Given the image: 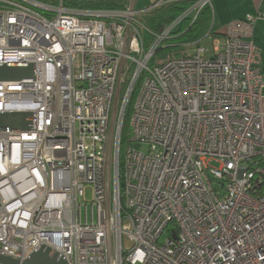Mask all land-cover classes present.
I'll return each mask as SVG.
<instances>
[{
  "label": "built area",
  "instance_id": "1",
  "mask_svg": "<svg viewBox=\"0 0 264 264\" xmlns=\"http://www.w3.org/2000/svg\"><path fill=\"white\" fill-rule=\"evenodd\" d=\"M171 1L140 14L137 0L121 11L0 0V64L37 68L34 82H0V113L32 115L29 131L0 132V255L264 264V58L253 41L264 12L229 23L212 53L198 44L153 65L213 2L195 0L152 34L142 16Z\"/></svg>",
  "mask_w": 264,
  "mask_h": 264
},
{
  "label": "trees",
  "instance_id": "2",
  "mask_svg": "<svg viewBox=\"0 0 264 264\" xmlns=\"http://www.w3.org/2000/svg\"><path fill=\"white\" fill-rule=\"evenodd\" d=\"M195 0H172L170 3L165 6L150 11L142 16V22L145 27L152 33L157 34L162 30L170 26L183 12L190 8ZM66 7L80 10H115L121 11L124 10L128 4L129 0H64ZM211 11L210 8L204 10L203 14ZM201 25L197 22L195 25L190 26V23L187 22L182 26V30L176 31L175 36L168 41L164 48H161L156 56L159 54V59L154 65H160L163 62L173 59L188 56V51L186 42H189L194 38L195 34L201 29ZM155 38L153 35L146 33L145 34V48L149 50L154 43ZM156 58V57H155ZM139 88V83L135 88L132 99L129 103V106L126 110L123 130H122V146H126V143L129 141L128 136L125 132L127 128L130 127V119L132 116L133 110V100L137 94ZM128 135V134H127Z\"/></svg>",
  "mask_w": 264,
  "mask_h": 264
},
{
  "label": "water",
  "instance_id": "3",
  "mask_svg": "<svg viewBox=\"0 0 264 264\" xmlns=\"http://www.w3.org/2000/svg\"><path fill=\"white\" fill-rule=\"evenodd\" d=\"M36 78L37 68L35 64H0V82H34ZM31 121L32 115L30 114L0 113V132L29 131ZM0 264H68V262L60 254L42 247L24 262L0 255Z\"/></svg>",
  "mask_w": 264,
  "mask_h": 264
},
{
  "label": "crops",
  "instance_id": "4",
  "mask_svg": "<svg viewBox=\"0 0 264 264\" xmlns=\"http://www.w3.org/2000/svg\"><path fill=\"white\" fill-rule=\"evenodd\" d=\"M156 0H151L154 3ZM219 1V27L217 28L215 25L209 26L202 17H211L213 15V11H209L208 13L203 14L199 23L201 25V29L198 32L207 31L208 35L206 38L213 42H219L222 44L225 40V30L226 26L236 20H240L245 18L247 15H257L258 11L264 12V3L261 4V0H218ZM150 8V7H149ZM212 8V7H211ZM210 8V9H211ZM216 13V10H215ZM261 24L259 30V36L256 37V30L258 26ZM182 30V26L178 29V31ZM195 34L194 38L189 42H186L184 45L187 47L188 54L192 53L195 49V46L198 44H202L201 41H195V43H191L192 40H196L197 34ZM205 38V39H206ZM256 39V40H255ZM254 44L263 52L264 58V20L259 21L254 30Z\"/></svg>",
  "mask_w": 264,
  "mask_h": 264
},
{
  "label": "rangeland",
  "instance_id": "5",
  "mask_svg": "<svg viewBox=\"0 0 264 264\" xmlns=\"http://www.w3.org/2000/svg\"><path fill=\"white\" fill-rule=\"evenodd\" d=\"M133 0H129V3L131 4ZM153 3L151 2V0H137V4H136V11L137 13H144V11L148 10L149 7H151ZM211 11H213V15H211V17H202V19L205 21V23H207V25L209 26H213L215 25L217 28L219 27V1L218 0H213L212 2V6H211ZM216 10V13H215ZM264 10V9H263ZM261 26V24L258 26L257 30H256V37L259 36V29ZM208 35V32L203 31V32H198L196 40H192L191 43H195V41L197 42L198 40L201 41L202 40V44L201 46L205 49L210 50V52L212 53L213 51V47H214V42L209 40L208 38H206V36ZM206 38V39H205ZM256 40V39H255ZM217 45V44H215ZM164 48V47H163ZM160 56L162 54H159ZM159 55L156 56V58L154 59V61L152 62L153 65L154 63H156L159 59ZM125 90H122V94H124ZM136 99V96H135ZM135 100H133V104H134ZM126 136H128V139L133 138V132L132 129L129 127L127 128L126 132H125ZM128 134V135H127ZM127 144V143H126ZM93 198V193H92V189H88L87 190V201L91 202ZM167 236H163L161 239V242H165Z\"/></svg>",
  "mask_w": 264,
  "mask_h": 264
}]
</instances>
